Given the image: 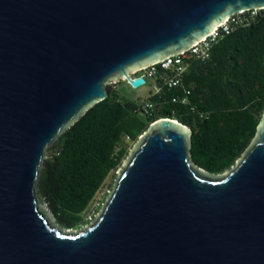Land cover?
<instances>
[{"label":"water","instance_id":"95a60500","mask_svg":"<svg viewBox=\"0 0 264 264\" xmlns=\"http://www.w3.org/2000/svg\"><path fill=\"white\" fill-rule=\"evenodd\" d=\"M264 0H0V264H264V110L227 171L192 160V131L152 123L100 215L59 229L36 182L48 148L110 83L180 55Z\"/></svg>","mask_w":264,"mask_h":264},{"label":"trees","instance_id":"16d2710c","mask_svg":"<svg viewBox=\"0 0 264 264\" xmlns=\"http://www.w3.org/2000/svg\"><path fill=\"white\" fill-rule=\"evenodd\" d=\"M187 62L181 84L174 88L163 83L173 70L159 66L147 83L160 85L161 94L150 90L146 100L126 98L122 81L109 84L107 98L48 148L36 194L63 228L87 223L85 211L109 176L122 167L130 143L161 118L191 129L192 160L211 174L224 173L241 157L264 110V10L250 25L238 26L214 44L207 62ZM184 97L185 104L173 101ZM147 101L154 104L150 112L144 109Z\"/></svg>","mask_w":264,"mask_h":264},{"label":"built area","instance_id":"2783aa9c","mask_svg":"<svg viewBox=\"0 0 264 264\" xmlns=\"http://www.w3.org/2000/svg\"><path fill=\"white\" fill-rule=\"evenodd\" d=\"M261 11L263 10L262 9L247 10V11H243L241 13H238V14H235L234 16L229 17L224 22L219 24L209 36H207L206 38H203L202 40L198 42H195L189 49H187L182 54L169 56L165 58L164 60L158 62L157 64H154V65L145 67L143 69H140L136 72H133L130 74V79L135 80L138 78H144L145 79L144 85H146L147 81L149 79H152L154 75L157 73L158 67L160 66L161 68L165 70H173L172 75H168L164 78L163 80L164 85L168 86L169 88H174V87L179 86L182 81V76L186 72L187 67H188L187 61L193 58L201 62H207L211 58V51H212L214 44H216L224 35L230 34L233 31H235V29L238 26L250 25L254 21V19L260 15ZM123 80L128 85H130V82L128 81V79L123 78ZM117 83H110V84L115 85ZM144 85L140 87H143ZM151 86H152L151 88L154 89L155 94H161L162 87L160 85L153 84ZM134 89H137V88H134ZM186 95H189V91H186ZM173 101L174 102L181 101L182 103L185 104L188 102V99L187 97H184L180 100L179 98H175ZM153 108H154V104L151 101H147L144 105V109L146 112L152 111Z\"/></svg>","mask_w":264,"mask_h":264},{"label":"rangeland","instance_id":"374dc122","mask_svg":"<svg viewBox=\"0 0 264 264\" xmlns=\"http://www.w3.org/2000/svg\"><path fill=\"white\" fill-rule=\"evenodd\" d=\"M119 86H124L121 89V91H122V94L128 99H136V98L142 97V99L146 100L149 97V94H150L149 91L152 90L154 92V89L151 88L152 87L151 82H148L143 87L134 89L130 85H127L125 83V81L122 79V83ZM134 144L130 143V147H131L130 150L132 149ZM49 154L47 152V154L45 155V159L49 158ZM127 157H128V155H127ZM127 157L125 158L124 162L126 161ZM121 170H122V167L116 172V174L114 176H112V175L109 176V178L106 180L104 186L97 193L96 197L94 198V200L92 201V203L90 204L88 209L85 211L84 217L86 218L87 223L84 224L83 226L77 228V229H71V230L82 231V230L86 229L100 215L104 205L107 203V201H108V199H109V197H110V195L114 189L118 174L121 172ZM37 199L40 202L39 203L40 209L44 210V212L46 213V217L49 219V221L52 223V225H54L55 227H57L59 229H65L60 224H58L57 220L53 216L52 212L50 211V209L47 206V204L45 203V201L38 195H37Z\"/></svg>","mask_w":264,"mask_h":264}]
</instances>
